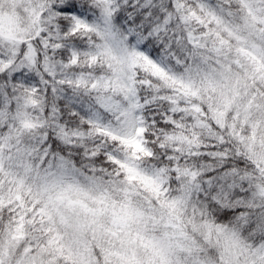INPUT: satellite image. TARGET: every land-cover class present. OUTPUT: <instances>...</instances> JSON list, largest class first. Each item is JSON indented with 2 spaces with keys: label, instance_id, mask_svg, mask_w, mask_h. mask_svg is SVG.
Instances as JSON below:
<instances>
[{
  "label": "snow or ice",
  "instance_id": "6c2138e0",
  "mask_svg": "<svg viewBox=\"0 0 264 264\" xmlns=\"http://www.w3.org/2000/svg\"><path fill=\"white\" fill-rule=\"evenodd\" d=\"M0 264H264V0H0Z\"/></svg>",
  "mask_w": 264,
  "mask_h": 264
}]
</instances>
